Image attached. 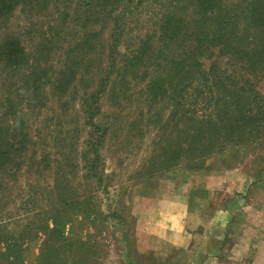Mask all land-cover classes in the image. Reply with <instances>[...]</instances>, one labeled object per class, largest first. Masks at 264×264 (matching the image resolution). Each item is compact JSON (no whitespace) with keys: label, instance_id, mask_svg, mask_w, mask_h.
<instances>
[{"label":"rangeland","instance_id":"obj_1","mask_svg":"<svg viewBox=\"0 0 264 264\" xmlns=\"http://www.w3.org/2000/svg\"><path fill=\"white\" fill-rule=\"evenodd\" d=\"M84 1L51 0L50 6H46V0H20L8 5V19H0V238L35 236L37 240L25 247L29 261L37 259L39 240L43 238L40 229L33 228L45 224L49 204L58 196L54 171L59 172L60 187L62 180L65 178L67 183L68 178L80 194L93 192L95 184L86 178L82 167L81 152L91 129L81 102L85 92L98 91L111 65L108 51L109 43H114L111 22L90 25L102 28L97 50L89 57L98 63L103 60V69L93 72L89 87L87 82H77V87L70 88L67 94L60 92V72L66 52L73 44L72 38L79 36L77 31L84 30L73 20ZM178 1L133 0L132 11L125 18V33L116 47L115 67L105 81L107 92L103 90L97 98L101 114L96 121L108 128L99 170L105 184L110 175L113 181L108 187L110 194L100 192L96 196L104 208L108 204L117 207L118 196L124 197L132 214L131 236L124 239L121 232L124 227L117 221L96 227L81 215H75V221L67 226V234L78 237L96 233L102 255L107 252L104 264H147L142 252L148 241L143 239L137 244L134 234L137 229L142 232L155 229V209L160 214L181 211L175 203L178 199L170 200L166 206L160 203L169 201L164 198L168 182L181 180L186 181L184 186L180 185L185 199L195 202L194 198L206 201L210 197L212 207L206 214L209 217L220 214L224 221L213 225L211 231L212 223L193 232L191 239L185 240L189 241V248L180 250L167 264H264V139L212 155L205 163V167L224 170H189L183 163L177 169L156 172L149 178L144 168L157 152L155 142L168 131V127H160L164 125L162 117L170 109H162L160 123H147L163 104L150 107L141 73L126 91H109L114 83L119 85L116 66H125L139 39L151 35L153 48L160 45L158 18L164 7L179 10L182 4ZM6 38L10 42L11 60L2 49ZM19 52L25 56L21 58ZM227 61L228 57L217 51L204 58L206 68L214 62L226 66ZM257 89L264 95V77L257 81ZM89 104L95 106L94 100L90 99ZM203 171L213 173V177L202 175ZM215 178L219 182L209 185L210 179ZM149 184H156L155 191L158 190V201L154 199V203L149 196H143L146 193L138 192L139 187ZM184 213L193 215L186 206Z\"/></svg>","mask_w":264,"mask_h":264},{"label":"trees","instance_id":"obj_2","mask_svg":"<svg viewBox=\"0 0 264 264\" xmlns=\"http://www.w3.org/2000/svg\"><path fill=\"white\" fill-rule=\"evenodd\" d=\"M19 1L0 0V19H8V5ZM178 2L182 4L179 10H172L170 6L162 8L157 23L160 45L153 48L151 35L139 39L125 66L115 68L119 85L114 83L109 88L110 93L126 91L141 73L150 107L163 104L155 118H149L147 123H160L162 109H170L166 117L162 114L164 125L160 127H168V131L155 142L157 152L144 168L149 178L156 172L177 169L183 163L189 170L202 169L212 155L264 139V95L257 89V81L264 77V0ZM132 3L133 0L84 1L73 19L84 30L77 31L79 36L72 38L73 44L66 52L60 72L61 93L67 94L70 88H76L77 82H87L89 87L93 72L103 69V60L98 63L89 57L97 50L102 28L90 25L111 22L114 41L108 45L111 65L98 91L85 92L81 102L91 129L81 152L82 167L86 178L95 183L93 192L78 193L68 178L67 183L65 178L62 180L63 187H60L59 172L55 170L57 199L49 204L45 224L33 228L43 234L37 259L29 261L25 248L37 240L35 236L0 238V248H3L0 264H104L107 252L103 251L102 255L96 233L78 237L67 234V226L75 221V215L83 216L96 227L110 220L117 221L124 227L121 231L124 239L131 236L132 214L124 197L119 195L117 207L108 204L106 209L97 200L100 192L110 194L108 187L113 179L108 176L105 184L100 174V152L108 128L97 122L96 117L101 114L97 98L103 90L107 92L105 81L115 67L116 47L125 33V18L132 11ZM50 4L51 0H46V6ZM6 40L2 42V49L11 60L10 42ZM215 51L228 57L226 66L214 62L206 68L204 58ZM24 54L19 52L21 58ZM90 99L95 106L89 104Z\"/></svg>","mask_w":264,"mask_h":264},{"label":"crops","instance_id":"obj_3","mask_svg":"<svg viewBox=\"0 0 264 264\" xmlns=\"http://www.w3.org/2000/svg\"><path fill=\"white\" fill-rule=\"evenodd\" d=\"M200 170H206V171L208 170L211 172V170H224V169L211 168L209 166H206L205 168H202ZM210 172L203 171L201 173L202 175L207 174L208 176L213 177L212 176L213 173L211 174ZM217 173L215 174L220 176V174ZM217 178H215L212 181L210 179L211 183H209V185H216L214 182L216 183L219 182V179ZM185 182L186 181L181 182V180L180 182H168L167 185L168 188H164V193L167 194L164 198L168 199L169 201L166 200L160 201L161 205L166 206L167 203L169 204L171 203L170 200L172 201L174 200V198L176 200L178 199V201H176L175 203H177L181 207V211L177 214H163V213L160 214L158 209H155L154 210L155 215L153 216L157 223L155 229L154 230L148 229L147 232H142V230L139 231L137 229L135 232L137 238V244L139 242L141 243L143 239L148 241L146 245L147 247H145L142 252L146 255L147 264H167V262L171 259L172 256H176V254L180 253V250L183 251L184 249L189 248L188 245L189 241L185 242V240L186 238L187 240L188 239L190 240L193 235V232L195 231L197 232L200 227L207 228L208 225L212 223V225L210 226V231H211L213 225H215L216 223H222L224 221L221 220L219 216L220 214L214 215L213 217L212 216L209 217L206 214L208 210L212 207L213 201L211 200L210 197H208L207 200L205 199L206 201L200 199V197L198 199L194 198L196 199L195 202H192V200L189 198L185 199L183 197L184 196L183 194L185 192L184 190L182 191L180 187V185H183ZM155 190H156V184L154 185L149 184L138 188V192L143 191L144 193H146L145 195H143L144 197L149 196V198H152L151 202H153L154 199L157 200L156 196L158 194L156 192L158 190L157 191ZM185 206L188 211L193 212V215H187V216L185 215L184 213ZM160 207L161 206H159V209ZM200 211L203 212V214H200ZM208 217L211 219H209ZM139 221L140 220H138L137 224L139 223ZM204 232L207 233L206 230H204Z\"/></svg>","mask_w":264,"mask_h":264}]
</instances>
